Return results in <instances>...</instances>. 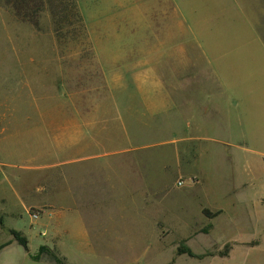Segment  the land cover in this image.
<instances>
[{
	"label": "rangeland",
	"instance_id": "374dc122",
	"mask_svg": "<svg viewBox=\"0 0 264 264\" xmlns=\"http://www.w3.org/2000/svg\"><path fill=\"white\" fill-rule=\"evenodd\" d=\"M94 2L56 0L71 24L54 23L48 6L23 22L0 2V53H17L21 69L42 70L21 76L18 87L0 83V264H56L54 257L63 264H264V107L244 108L245 133L234 115L208 118L204 138L176 154V141L141 119L142 66L124 42L127 27L140 37V23H102ZM229 19L222 24L231 27ZM2 68L0 81L8 73ZM27 78L35 79L31 89ZM77 135L85 147L117 154L77 155ZM51 210L64 217L56 229ZM204 210L221 216L208 219Z\"/></svg>",
	"mask_w": 264,
	"mask_h": 264
},
{
	"label": "crops",
	"instance_id": "0c3cea01",
	"mask_svg": "<svg viewBox=\"0 0 264 264\" xmlns=\"http://www.w3.org/2000/svg\"><path fill=\"white\" fill-rule=\"evenodd\" d=\"M240 1L95 0L93 4L102 14V23H140V37L127 27L124 42L127 47L130 45L133 56L139 53L142 66L138 83L141 119L146 121L147 127H160L161 139L176 141L174 148L178 155L186 145L190 147V143L204 138L200 135L209 129L208 118L228 121L234 115L239 122L238 132L245 133L244 108L252 105V109L259 112L264 107V82H260L264 77V0ZM228 18L232 20L231 27L222 24H226ZM239 19L244 23H233ZM219 24L224 25V31L217 35ZM241 25L251 31L247 39L239 34L243 30ZM226 29L232 32L227 34ZM137 43L139 48L135 51L131 46ZM19 58L17 53H0L1 70L8 72L0 81L3 88L21 86V76L35 77L42 71L19 68ZM153 60L155 67L151 65ZM168 60L178 61L182 67L173 68L166 63ZM184 77L186 79L181 81ZM34 82V78H27L26 87L31 89ZM129 115L124 113L125 118ZM78 122L83 123V117ZM168 124H171L170 130L164 127ZM125 131L128 133L126 127ZM88 134L94 139L92 130H88ZM124 136L126 140L131 139L126 133ZM76 142L77 155L82 156L90 149H103L100 156H94L96 158L117 154L111 148L83 146V135L81 138L77 135ZM51 212L54 213H50L49 219L56 229L55 221L64 217L55 210ZM80 234L84 235V229ZM24 250L25 258L30 259L29 249ZM5 251L0 250V254Z\"/></svg>",
	"mask_w": 264,
	"mask_h": 264
},
{
	"label": "trees",
	"instance_id": "16d2710c",
	"mask_svg": "<svg viewBox=\"0 0 264 264\" xmlns=\"http://www.w3.org/2000/svg\"><path fill=\"white\" fill-rule=\"evenodd\" d=\"M0 0L2 4L10 8L13 13L15 14V17L18 19H21L23 22H35L36 17L39 16L41 12H43L44 7L48 6V9L50 10L54 23H75V21H69L68 18H63L64 12L68 11V8L66 7L62 12L56 11L57 8L55 6L56 0ZM61 2V1H60ZM63 2V1H62ZM75 8V6H74ZM78 15V14H77ZM66 16V15H65ZM73 20L78 19L79 22H81V18L79 16H76L75 14L70 16ZM77 21V20H76ZM221 214V212L217 213H210L208 210L203 211V215L208 219H213L218 217ZM15 236H17V240L20 242V244L25 247V249L28 247L27 242L20 237L16 233H14ZM46 249L42 247L39 251L40 254L45 253ZM186 254L191 258H198L201 259V257H197L190 249H180L179 255ZM33 259L36 261L40 260V256L33 257ZM54 261L56 264H63L57 257H54Z\"/></svg>",
	"mask_w": 264,
	"mask_h": 264
},
{
	"label": "built area",
	"instance_id": "2783aa9c",
	"mask_svg": "<svg viewBox=\"0 0 264 264\" xmlns=\"http://www.w3.org/2000/svg\"><path fill=\"white\" fill-rule=\"evenodd\" d=\"M36 219H38V216H35Z\"/></svg>",
	"mask_w": 264,
	"mask_h": 264
}]
</instances>
